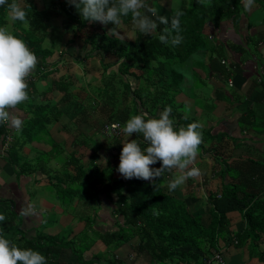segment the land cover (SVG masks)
I'll return each mask as SVG.
<instances>
[{"label":"crops","instance_id":"obj_1","mask_svg":"<svg viewBox=\"0 0 264 264\" xmlns=\"http://www.w3.org/2000/svg\"><path fill=\"white\" fill-rule=\"evenodd\" d=\"M196 1L202 2L204 0H177L176 2L159 0V14L166 16L168 11L187 8ZM32 2L37 10L47 8L50 11L47 20V33L43 36L41 44L43 46L51 45L49 33L55 32L57 36L53 37V48L55 51L62 49L66 53L62 61L58 63L57 71L49 75L50 78L47 77L46 81L58 78L59 74H67L72 75L76 79V83L75 88L71 90L73 96L60 92L46 93L45 99L57 105L60 115L57 120L46 126L48 137L35 139L23 145L19 156L23 160L30 161L40 152H48L50 147L47 139L50 137L56 143H60L63 149L60 154L61 158H63L64 153L74 152L76 155L81 154L82 161L86 162L91 153L89 149L91 147L86 148L80 145L81 142L79 141L81 140L78 134L85 135L88 133L86 136L93 137L91 139L97 148V153H99L97 163L104 166L108 159L117 157V154L121 152L122 143L126 139H138L144 143L143 138L137 134H132L127 138L121 126L115 132L105 129L104 123L101 130V125L95 123L99 122L95 119L97 113L88 114L85 122L76 123L72 118L81 109L74 111L73 108L78 103L82 106L79 99L76 98L78 91L84 92L82 86L89 82L93 83L99 78L98 57L92 56L83 60L79 58L84 46L83 39L91 32H100L103 28L111 29L113 25L110 27L95 22L93 25L87 24L78 29L76 24L73 21H68L69 19L58 9V0H32ZM148 3L154 6L153 0H148ZM11 23L13 21L10 19V12H8L7 25L11 26ZM7 29L11 32V28ZM202 30L212 45L215 44L219 48L217 51L224 50L225 57L214 56L205 50L202 53L204 56L203 64L196 59L192 60V63L190 60L185 61V65L188 67L187 75L185 72L179 89L177 88L170 98L171 106L175 108V112L185 118H193L199 123V118L195 113L200 112V107L193 106L195 101L189 91L184 97L181 96L183 85L192 83L191 80L187 79V76H190L191 79H198L202 84L208 83L211 87L207 105L211 106L214 119L210 117L206 119L205 123H200L201 128L199 130L202 132L203 140L199 146V154L190 166L198 168L201 175L187 179L183 186L170 192L167 185L178 173L175 170L165 172L160 178L162 180L161 186L173 197L181 199L189 213L199 215L200 221L204 225L208 222V209L211 203L206 196L208 192L215 193L218 206L228 218L229 233L226 235L231 233L230 238L218 241V251L224 263L262 264L256 257L248 255L246 245L242 247L233 245V233L239 231L244 222L240 218L234 202L222 199L219 197V192L222 184L227 183H239L243 186V190L251 192L254 190L259 193L261 189H264V171L259 170H264V96L262 95L263 92L261 93L262 86L259 82L260 70L264 67V0H254V4L250 8L245 7L244 0H240V5L233 17H220L214 20L208 18ZM118 31L120 32L118 38H133L131 21L123 22ZM46 40L47 43H45ZM52 57L55 58L57 55L53 54ZM220 58H225V63L223 62L222 65ZM67 60L71 62L70 65ZM219 65L229 68L230 74L234 72L233 65L239 67L241 76L239 75L238 80L241 81L239 84L237 83L238 86H235L233 81H231L232 85L229 86L227 80H231V78L230 76L226 77V84L233 89L232 91L217 93L218 87L224 83L217 71ZM202 67L205 68L207 75L201 70ZM42 84L37 87L38 91L43 89ZM194 94H196L195 90ZM146 97H142V102L149 103L150 101L147 100L149 97ZM159 101H161L160 98ZM27 106V102L18 105L19 115L22 119L25 118L24 112L27 111ZM147 110L148 113L139 110V113L144 114L146 119L158 117L159 113L163 111L160 107L156 109L149 107ZM247 114L250 116L251 124L244 121ZM103 117L107 123L106 117ZM175 119L177 121L175 126L183 123L179 118ZM16 132L8 128L6 134L0 139V213L6 216V220L0 222V233L21 248L24 247L26 240L32 239L39 233L47 235L67 234L66 240H76L73 242L74 251L81 246L89 247L87 251L82 253V259L91 264H111L113 259L118 261L116 264H158L156 261H152L144 250L138 248L139 238L137 235L128 238L126 243L115 246V249L112 247L110 251L114 250L113 253L107 251L108 246L102 244L99 231L114 229L113 226L117 218L112 214L114 211L112 203L105 201L104 194L100 192L96 198L93 195L94 198L92 197L90 200L83 193L76 194L69 199L60 196V192L67 191L66 183L61 182L66 180L61 172V165H59V170L53 168V175L49 173L50 168L45 167V165L40 169L17 173L18 167L13 168L4 156V147L12 141V137L17 134ZM151 167H160V163L157 162ZM115 175L120 174L117 171ZM66 196L68 195L66 194ZM81 199L83 200L82 206ZM28 205L34 207L35 214L25 217L21 214V209ZM79 209H82L81 215H77ZM119 218L120 215H118ZM83 230H90L86 232L89 234H87L89 244H83L81 237L77 238ZM93 231L98 238L93 237ZM36 251L44 254V249H37ZM210 254L204 259H207ZM55 255L57 260L67 264L82 262L77 257L78 250L75 252V256L70 253L66 246L60 249L58 253L56 252ZM165 264L188 263L172 261Z\"/></svg>","mask_w":264,"mask_h":264},{"label":"trees","instance_id":"obj_2","mask_svg":"<svg viewBox=\"0 0 264 264\" xmlns=\"http://www.w3.org/2000/svg\"><path fill=\"white\" fill-rule=\"evenodd\" d=\"M12 2L13 0H8L9 4ZM25 2L30 5V9H27L29 26L19 21H13L11 33L25 41L28 48L37 56L38 63L27 81L30 99L27 102V111L24 112L22 130L17 131V134L12 137V141L4 147L5 158L13 168L18 167L17 173L40 169L49 159L63 152L60 143H56L49 137L47 139L49 151L40 152L34 158L35 163H41V165H32L27 160L19 162L18 158L23 145L35 139L48 137L46 126L57 120L60 115L57 105L45 99L46 93L60 92L73 96L71 90L75 88L76 83V79L67 74H59L58 78L46 81L49 75L57 71V65L66 53L62 49L55 51L53 48V37L57 36L55 32L49 33L51 45L42 46L41 44L43 36L47 33L49 9L37 10L32 0ZM239 5L240 0H208L207 4L196 1L187 8L166 11L169 22L177 11L182 12L180 35L183 39L176 46L160 42L159 34L164 25L160 26L157 32L151 36L135 33L132 39L113 36L108 28L86 35L79 58L83 60L87 57H98L99 78L93 83L89 82L82 86L84 92L78 91L76 98L79 99L82 106L80 111L72 117L73 121L76 123L85 122L88 114L93 112L106 117L107 123L104 126H108L109 122H116L118 128L119 126L123 128L131 116L140 114L139 110L148 113L147 108L149 107L155 109L160 107L164 110L165 107L171 106L170 98L177 88L179 89L185 77V71L188 70L184 62L185 59L192 52L200 49L197 46L200 42L205 40V44L208 41L207 35L201 36L202 32L199 31L203 17L230 18L236 14ZM58 9L69 19L68 21H73L78 29L95 23L83 20L68 0H58ZM157 9L159 12V7ZM8 12L6 5L0 7V27H6ZM128 21H131L130 16L123 19L124 23ZM107 26L112 27V24ZM217 49L219 48L213 44L209 52L225 57L224 50L217 51ZM53 54L57 57H52ZM198 61L203 64L202 60ZM223 62L225 63V59L220 58L221 65L224 64ZM221 65L218 66L217 71L221 81L226 82L225 76L230 74L229 68L220 67ZM259 82L262 86V91H260L264 96V82ZM37 83L43 85L41 91L37 90ZM144 96L149 97L147 99L150 101L149 103L142 102ZM140 107L142 108L140 109ZM171 108L170 118L176 124L175 118H179L183 122L176 126L177 128L186 127L188 124L196 122L193 118H185L175 112V108L172 106ZM249 117L247 114L244 121L251 124L252 121ZM7 131L6 126L0 125V139ZM78 136L81 140L79 141L80 145L86 148L91 147L89 148L91 153L86 162L82 161L81 154L64 153L60 165L66 180L61 182L66 183L67 192L73 196L81 193L89 195L92 192L96 198L100 192L104 194L105 201L112 203L114 210L112 214L117 218L113 226L114 229L99 231L100 234L94 230L99 234L102 244L115 247L130 238V235H137L139 238L138 248L144 250L150 259L158 264L172 261L201 264V261L212 251H218L220 239L230 238L231 233L226 235L229 233L228 218L218 206L215 193L208 192L206 196L211 203L208 209V222L204 225L201 223L199 215H193L187 211L181 199H177L163 190L161 179L150 183L135 178L126 180L121 175H115L120 153L116 158L108 159L105 165L101 166L97 163L99 153H97L93 140L82 133H79ZM145 146L144 143H141L142 148ZM259 170L264 171L263 169ZM263 190L261 189L259 193L254 190L251 192L243 190V186L239 183H227L222 184L219 192V197L234 202L240 218L244 222L243 227L233 233V245L237 247L246 245L248 255L256 257L262 264H264ZM66 198L70 197L66 196ZM118 215H120L119 219ZM87 231L90 230L80 232L81 234L77 238H80L81 235L88 238ZM95 232L93 237L98 238ZM66 236L67 234L63 233L61 235L39 233L32 239L26 240L23 248H31L35 251L44 249L43 256L46 257L47 264H67L57 260L55 255L64 246L74 255L78 250L74 251L73 242L76 240H66ZM88 248V246H82L78 250L77 257L82 261L78 264H91L82 259V253ZM110 263L116 264L118 261L113 259Z\"/></svg>","mask_w":264,"mask_h":264},{"label":"clouds","instance_id":"obj_3","mask_svg":"<svg viewBox=\"0 0 264 264\" xmlns=\"http://www.w3.org/2000/svg\"><path fill=\"white\" fill-rule=\"evenodd\" d=\"M68 2L74 6L83 20L90 23L98 22L101 25L112 24L109 32L113 36L120 35L118 29L123 24V19L130 16L134 34L151 36L164 25L159 34L161 43L176 46L182 42L180 11H177L169 22V18L160 15L158 9L150 5L148 0H68ZM244 4L250 8L254 0H244ZM5 5L12 21L29 26L27 9H30V5L24 0H13L11 4L8 0H0V7ZM37 63V56L23 39L9 32L7 27H0V125L15 131L22 130L23 119L19 115L18 105L30 99L27 81ZM228 85L231 86V83ZM171 112V106H167L158 117L146 119L144 114H137L125 122L123 132L126 137L135 133L143 138L146 146L142 148L138 139H126L122 143L117 171L124 179L135 178L155 183L165 172L175 170L178 174L167 185L168 190L172 192L183 186L187 179L201 175L198 168L190 167L196 160L202 143V132L199 130L201 125L193 122L186 127L177 128L175 121L170 118ZM110 124H116V127L111 128ZM104 128L116 132L118 124L109 122ZM157 162L160 163V167H150ZM21 214L25 217L32 216L35 209L28 205L21 209ZM5 220L6 216L0 213V222ZM0 264H47V259L39 251L17 246L0 233Z\"/></svg>","mask_w":264,"mask_h":264},{"label":"rangeland","instance_id":"obj_4","mask_svg":"<svg viewBox=\"0 0 264 264\" xmlns=\"http://www.w3.org/2000/svg\"><path fill=\"white\" fill-rule=\"evenodd\" d=\"M154 1V7H159V0H153ZM172 2H176L177 0H171ZM202 3L203 4H207L208 3V0H204V1H202ZM212 20H214V19H218V17H215V16H211L210 17ZM208 18H204L203 17V23H202V25L199 27V31L200 32H202L201 33V36H205V33L203 32V27H204V23L206 22V20H207ZM7 28H11V26L10 25H7ZM204 41L205 40H203V42H200L197 46L200 48V49H198V50H195L194 52H192L188 57H187V59H185V61L186 60H190V63H192V60H194V59H196V60H202L203 59V57L204 56H202V53H204L205 52V50H208L209 51V49H210V47H211V45H212V43H211V41H207L205 44H204ZM45 43H47V40L45 41ZM43 46V45H42ZM203 50V51H202ZM223 52V51H222ZM223 54H224V52H223ZM215 56V55H214ZM224 56V55H223ZM225 59V58H224ZM184 61V62H185ZM215 61H216V59H215ZM67 63L70 65L71 64V62L69 61V60H67ZM189 63V64H190ZM177 68H178V66H176ZM229 67V66H228ZM233 68H234V72H232L231 74H229L228 76H230V78H231V81H233V84L235 85V86H238L237 85V83L239 84V82L241 81V80H238V77H239V75L241 76V74H240V70H239V67L238 66H235V65H233ZM201 70L203 71V72H205L206 73V71H205V68H201ZM85 72V71H84ZM186 72V75H187V71H185ZM206 75H207V73H206ZM50 77H48V79H49ZM225 78H226V76H225ZM187 79L188 80H191V82L192 83H188L189 85H186V84H184L183 85V90H182V93H181V96L182 97H184L185 95H186V92L187 91H189V94L191 93V96H192V99L195 101V104L193 105L194 107H200V112L199 113H195L194 112V109H193V112L198 116V118H199V124L201 123V122H206V119H209L210 117H212L213 119H214V112H212V108H211V106L210 105H207V103H209V98H208V95L210 94L209 92L211 91V87H210V85L208 84V83H206V84H202L198 79H195V80H193V79H191V77L190 76H187ZM207 81V80H206ZM232 85V84H231ZM39 86V84L37 83L36 84V87H38ZM194 90L196 91V94H194ZM233 89L231 88V87H228L227 86V84H226V82L224 81V83L222 84L221 83V85L218 87V89H217V93H219V92H224V91H232ZM210 100H211V98H210ZM203 103H204V105H203ZM202 105H203V107H202ZM192 106V105H191ZM192 106V107H193ZM72 108V107H71ZM81 108V105L78 103V105H76L74 108H73V110L74 111H79V109ZM69 114H70V111H69ZM71 115V114H70ZM90 116H93V115H90ZM95 119H97L99 122H95L97 125H101V130H102V126H103V124L104 123H106L105 121L106 120H104V117L103 116H101L100 114H98L97 113V115H95ZM85 135H88V133H86ZM90 136V135H89ZM43 137V136H42ZM91 138L93 139V137L91 136ZM101 150V149H100ZM61 154V153H60ZM57 155V156H55V157H53V158H51V159H49L46 163H45V167H48V168H50V171H49V173L51 174V175H53L54 174V170H53V168H56L57 170H59L60 168H59V165H60V163H61V155ZM18 158H19V162H22L23 161V158H21L20 156H18ZM30 162H31V164L32 165H41V163H35V160L34 159H32V160H30ZM36 169H38V168H36ZM66 194L71 198L73 195L72 194H70L69 192H67V191H62V192H60V196H64V197H66ZM93 194L92 193H90L89 195H87V197H90L89 198V200L90 199H92V196ZM97 196V195H96ZM94 198V197H93ZM88 201V200H87ZM82 203H83V200L81 199V206H82ZM92 208V207H91ZM82 210V209H81ZM81 210L79 209L78 210V212H77V215H81L80 214V212H81ZM127 231H128V229H127ZM121 234H124V233H121ZM121 234H119V235H121ZM94 236V235H93ZM133 236H136V235H130L129 237H133ZM127 241V240H126ZM126 241H123V242H121L119 245H122V244H124V243H126ZM81 242L83 243V244H85V243H88L89 244V241H88V238H86V237H82V235H81ZM118 245V246H119ZM112 245H110V246H108V252L110 251V250H112ZM82 248V246L81 247H78L77 249L78 250H80ZM113 249H115L114 247H113ZM111 252V251H110ZM114 252V250L111 252V253H113ZM160 264V263H159ZM165 264V263H164Z\"/></svg>","mask_w":264,"mask_h":264},{"label":"built area","instance_id":"obj_5","mask_svg":"<svg viewBox=\"0 0 264 264\" xmlns=\"http://www.w3.org/2000/svg\"><path fill=\"white\" fill-rule=\"evenodd\" d=\"M259 81H263L264 82V68H261L260 70V77H259ZM230 80H228V84H230ZM111 128L116 127V124H110ZM201 264H225L221 255L219 254L218 251H214L212 252V254L207 258L204 259L202 261Z\"/></svg>","mask_w":264,"mask_h":264}]
</instances>
